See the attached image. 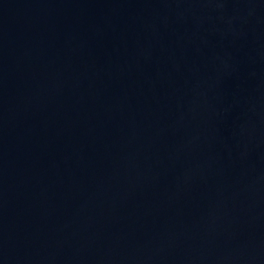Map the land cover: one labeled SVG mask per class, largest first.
Returning a JSON list of instances; mask_svg holds the SVG:
<instances>
[{
	"label": "water",
	"instance_id": "water-1",
	"mask_svg": "<svg viewBox=\"0 0 264 264\" xmlns=\"http://www.w3.org/2000/svg\"><path fill=\"white\" fill-rule=\"evenodd\" d=\"M0 264H264V0H0Z\"/></svg>",
	"mask_w": 264,
	"mask_h": 264
}]
</instances>
